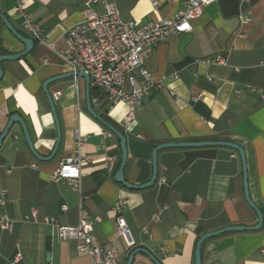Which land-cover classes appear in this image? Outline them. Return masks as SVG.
<instances>
[{
	"label": "crops",
	"instance_id": "0c3cea01",
	"mask_svg": "<svg viewBox=\"0 0 264 264\" xmlns=\"http://www.w3.org/2000/svg\"><path fill=\"white\" fill-rule=\"evenodd\" d=\"M85 0H0V13L22 35L13 7L21 3L38 22L45 41L33 39L24 57L1 61L0 133L17 113L40 154L47 156L56 129L41 84L69 71L62 64L65 31L80 21ZM116 0L120 17L145 24L171 17L184 0ZM95 8L102 11L100 4ZM243 17H248L247 21ZM32 39V38H31ZM24 49L0 20V54ZM221 55L225 64L207 65L199 59ZM156 85L126 125V104L92 105L126 139L123 175L140 185L152 174L151 153L162 142L226 140L240 145L247 166L252 202L262 211L258 230L226 232L201 245V264H264V0H210L188 33L169 35L145 59ZM67 77L48 85L59 122L60 141L48 161L33 157L18 123H13L0 145V192L3 211L13 221L10 232L0 231V264L16 253L19 264H89L74 240L60 241L49 225L24 221L31 209L55 218L60 225L76 226L81 219L103 247H113L124 264L129 252L143 247L160 264H193L197 238L228 225L256 223L243 196L241 159L226 146L172 147L157 151V175L147 187L130 189L114 179L120 162L118 138L85 108L84 79ZM250 87L256 89L251 91ZM59 91L58 98L52 94ZM201 94L195 101L192 97ZM91 98V97H90ZM76 135L84 140L77 189L50 174L74 153ZM122 201L117 213L114 205ZM158 213V219L153 215ZM120 214L133 240L128 247L116 233ZM48 254V258H46ZM131 264H154L136 253Z\"/></svg>",
	"mask_w": 264,
	"mask_h": 264
},
{
	"label": "built area",
	"instance_id": "2783aa9c",
	"mask_svg": "<svg viewBox=\"0 0 264 264\" xmlns=\"http://www.w3.org/2000/svg\"><path fill=\"white\" fill-rule=\"evenodd\" d=\"M210 0H184V7L171 17L160 18L145 24L120 17L116 0H85L80 10V21L72 24L65 31V46L59 55L62 64L73 73L82 71L89 77V86L97 88L107 99L108 107L123 101L126 104L124 121L129 125L134 119V113L141 101L148 97L151 89L157 84L152 73L145 67V59L158 43L165 41L171 34L188 33L192 23L202 15V8ZM100 4L102 11L95 6ZM151 4L156 6L155 0ZM13 12L20 18L22 31L40 43H47L43 30L38 22L32 20L21 3L13 7ZM244 21L248 17H243ZM51 46V44H50ZM207 65L225 64V59L217 54L205 59H199ZM72 86L77 88L79 76L73 74ZM251 91H255L250 87ZM60 92L55 91L53 98H58ZM201 97H192L195 101ZM98 96L90 98L92 105H98ZM84 137L76 135L74 153L65 157L59 166L50 174L53 181H62L77 189L80 179V163L82 155L79 147ZM5 193L0 192V231L10 232L13 221L3 211ZM122 201L114 205L118 213ZM158 213L153 219H158ZM116 233L128 247L133 246L130 231L120 214L116 216ZM24 221H32L49 225L54 236L60 240H74L76 250L90 258L89 264H118L120 254L113 247H103L91 231L90 223L81 219L76 226L60 225L55 218L39 215L36 209H31ZM21 255L16 253L7 264H19Z\"/></svg>",
	"mask_w": 264,
	"mask_h": 264
},
{
	"label": "water",
	"instance_id": "95a60500",
	"mask_svg": "<svg viewBox=\"0 0 264 264\" xmlns=\"http://www.w3.org/2000/svg\"><path fill=\"white\" fill-rule=\"evenodd\" d=\"M0 20L2 21V23L4 24V26L10 31V33L16 38L18 39L23 45H24V49L18 53L15 54H0V63L1 61L4 60H16L19 59L21 57H24L26 54L29 53V51L33 48L34 45V41L33 39L26 37L24 35H22L21 33H19L12 25L11 23L7 20V18L2 15L0 13ZM73 74L82 77L84 79V97H85V108L87 110V112L93 117L95 118L97 121H99L106 129H108L109 131H111L119 140V147H120V162H119V166L118 169L116 170L115 174H114V179L117 183L130 188V189H140V188H144L147 186H150L156 178L157 175V166H156V154L157 151L163 149V148H172V147H199V146H208V145H216V146H226V147H230L233 148L235 150H237V152L239 153L240 159H241V168H242V188H243V196L245 201L248 203V205L251 207V209L254 211L255 215H256V223L253 225H243V224H235V225H228L219 229H215L212 231H208L203 233L202 235H200L195 243V248H194V257H193V264H201V245L202 243L209 239L212 238L214 236L226 233V232H234V231H253V230H258L262 224H263V214L262 212L259 210V208L252 202V200L249 197V192H248V187H247V166H246V161H245V154L244 151L242 149V147L240 145H238L237 143L233 142V141H226V140H202V141H174V142H162L157 144L152 153H151V163H152V174L150 179L140 185H134L131 183H128L123 175V167L125 164V160H126V154H127V147H126V139L125 136L123 135V133H121L118 129H116L114 126H112L110 123H108L106 120H104L100 115H98L94 109L91 106L90 103V86H89V77L86 73L82 72V71H78L76 73H73L71 71H67L61 74H57L51 77H48L47 79H45L42 84H41V88L42 91L44 92L48 104H49V108H50V112L53 118V122L55 124V129H56V138H55V142L54 145L50 151V153L47 156L44 155H40L34 148L31 139L29 138V134L27 132V128L25 126V123L23 122V120L21 119V117L17 114V113H13L12 115H10L4 129L1 131L0 133V145L2 140L4 139L5 135L7 134L8 130L10 129L11 125L13 123H18L24 140L26 142V145L29 149V151L31 152V154L33 155V157L39 161H48L50 160L59 145V141H60V129H59V122L57 119V115L55 113V108H54V104H53V100L51 98V95L49 94L48 91V85L54 81L63 79V78H67V77H71L73 76ZM2 75V70L0 67V78ZM136 253H143L146 256L149 257V259L154 263V264H160V262L153 256L151 255V253H149V251H147L145 248L143 247H135L133 248L128 256L127 259L125 261L124 264H131L133 257ZM46 258H48V254H46Z\"/></svg>",
	"mask_w": 264,
	"mask_h": 264
},
{
	"label": "trees",
	"instance_id": "16d2710c",
	"mask_svg": "<svg viewBox=\"0 0 264 264\" xmlns=\"http://www.w3.org/2000/svg\"><path fill=\"white\" fill-rule=\"evenodd\" d=\"M93 96H98V100H99L98 105L104 106V103H103L104 98H105L104 95L97 88L90 86V97H93ZM104 108L105 109H103L101 111L102 113H100V112H98V113L104 120L109 122L108 118L105 115V112L107 111V107H104ZM95 111H97L96 108H95Z\"/></svg>",
	"mask_w": 264,
	"mask_h": 264
}]
</instances>
